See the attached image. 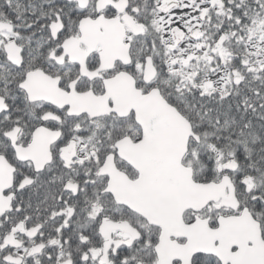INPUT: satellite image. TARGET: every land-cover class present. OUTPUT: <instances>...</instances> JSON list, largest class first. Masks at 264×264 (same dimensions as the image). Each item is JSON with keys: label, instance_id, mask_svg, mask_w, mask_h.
<instances>
[{"label": "snow or ice", "instance_id": "obj_1", "mask_svg": "<svg viewBox=\"0 0 264 264\" xmlns=\"http://www.w3.org/2000/svg\"><path fill=\"white\" fill-rule=\"evenodd\" d=\"M0 264H264V0H0Z\"/></svg>", "mask_w": 264, "mask_h": 264}]
</instances>
